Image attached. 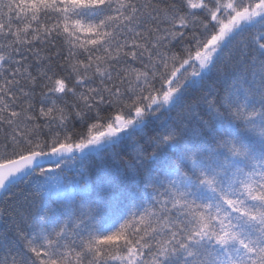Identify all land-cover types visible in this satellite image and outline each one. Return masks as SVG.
<instances>
[{"label": "snow or ice", "instance_id": "snow-or-ice-1", "mask_svg": "<svg viewBox=\"0 0 264 264\" xmlns=\"http://www.w3.org/2000/svg\"><path fill=\"white\" fill-rule=\"evenodd\" d=\"M0 264H264V0H0Z\"/></svg>", "mask_w": 264, "mask_h": 264}, {"label": "trees", "instance_id": "trees-1", "mask_svg": "<svg viewBox=\"0 0 264 264\" xmlns=\"http://www.w3.org/2000/svg\"><path fill=\"white\" fill-rule=\"evenodd\" d=\"M173 115H175V113H173ZM94 159H98V158H94Z\"/></svg>", "mask_w": 264, "mask_h": 264}]
</instances>
